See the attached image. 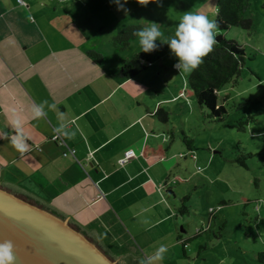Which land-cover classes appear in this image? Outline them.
Instances as JSON below:
<instances>
[{
	"label": "crops",
	"instance_id": "0c3cea01",
	"mask_svg": "<svg viewBox=\"0 0 264 264\" xmlns=\"http://www.w3.org/2000/svg\"><path fill=\"white\" fill-rule=\"evenodd\" d=\"M80 1L0 0V188L67 220L117 264H144L161 246L166 251L151 264H179L185 239L165 195L163 148L175 136L155 117L167 101L156 102L144 72L120 77L131 55L145 53H127L139 37L124 51L114 48L115 5ZM16 118L24 154L11 144L20 134ZM56 132L75 157L63 155Z\"/></svg>",
	"mask_w": 264,
	"mask_h": 264
},
{
	"label": "rangeland",
	"instance_id": "374dc122",
	"mask_svg": "<svg viewBox=\"0 0 264 264\" xmlns=\"http://www.w3.org/2000/svg\"><path fill=\"white\" fill-rule=\"evenodd\" d=\"M106 1L116 7L111 13L116 32L132 25L146 30L153 23L161 32L153 49L144 52L138 39L127 53L140 48L150 56L151 64L143 63V76L156 87V102L167 101L155 106L157 112H167L168 129L175 136L173 143L163 146L170 171L167 184L175 193L165 195L177 208H187L178 214L176 235L190 240L185 249L179 244V264H264L259 260L264 253V0L250 2V31L214 30L215 35L237 41L246 59L236 82L219 92L221 100L229 97L222 122L214 121L195 98L186 97L193 71L174 67L178 59L167 43L187 11L215 21L218 0H149L146 6L120 0L122 8L114 0ZM164 117L157 118L158 126ZM185 196L188 201L182 199ZM198 230L202 233L196 236Z\"/></svg>",
	"mask_w": 264,
	"mask_h": 264
},
{
	"label": "trees",
	"instance_id": "16d2710c",
	"mask_svg": "<svg viewBox=\"0 0 264 264\" xmlns=\"http://www.w3.org/2000/svg\"><path fill=\"white\" fill-rule=\"evenodd\" d=\"M250 2L251 0L216 1L215 29L220 32H227L231 28L239 27V29L250 31L253 27L252 20L247 18ZM141 30H143L141 25H132L119 31L113 40L114 48L119 51L126 50L130 43L139 37L138 33ZM243 50L237 41L226 40L219 34L215 35L212 50L203 58V62L193 70L189 81H187L186 97L195 98L199 106L211 113L210 117L214 121L222 122L228 113L225 102L229 97L221 100L219 92L229 83L236 82L237 77H239L246 62ZM88 56L92 58L95 64H99L103 60V56L96 52L89 51ZM149 57L148 54L141 53L134 55L128 63L122 65L119 72L120 77L128 80L142 73L145 70L143 63L149 62ZM166 113L160 109L155 113V117L159 118L161 114H165L162 123H167ZM158 154L162 156L163 152L160 151ZM241 165L244 166L243 163ZM166 192L173 194L169 189ZM182 199L188 201L186 196ZM186 211L187 208L184 205L178 208L176 212L181 215ZM201 233V230H198L196 236ZM189 241L182 240L183 247ZM259 260L264 262V253L260 254Z\"/></svg>",
	"mask_w": 264,
	"mask_h": 264
},
{
	"label": "water",
	"instance_id": "95a60500",
	"mask_svg": "<svg viewBox=\"0 0 264 264\" xmlns=\"http://www.w3.org/2000/svg\"><path fill=\"white\" fill-rule=\"evenodd\" d=\"M14 244V264H117L67 220L0 188V242Z\"/></svg>",
	"mask_w": 264,
	"mask_h": 264
},
{
	"label": "clouds",
	"instance_id": "9594fccd",
	"mask_svg": "<svg viewBox=\"0 0 264 264\" xmlns=\"http://www.w3.org/2000/svg\"><path fill=\"white\" fill-rule=\"evenodd\" d=\"M119 6L124 5L120 0H114ZM141 6H146L149 0H137ZM215 28L214 20H210L207 16L199 13L187 11L178 20L174 35L167 40L172 53L177 57L178 63L174 67L179 72H191L196 69L202 62L203 58L212 50L215 43ZM161 35L157 25L153 23L150 28L141 30L138 33L139 45L144 52L155 47L154 41ZM34 116L40 117L42 112L39 107H33ZM13 127L19 135L11 139V144L21 154L28 151L27 145L24 143V131L21 127V120L16 118L12 121ZM166 251L164 246H161L155 256L149 258V261L144 264H151L152 260L162 258V254ZM14 244L10 240L0 242V264H14Z\"/></svg>",
	"mask_w": 264,
	"mask_h": 264
},
{
	"label": "built area",
	"instance_id": "2783aa9c",
	"mask_svg": "<svg viewBox=\"0 0 264 264\" xmlns=\"http://www.w3.org/2000/svg\"><path fill=\"white\" fill-rule=\"evenodd\" d=\"M17 3L18 4H23V0H17ZM53 141L55 142V143H57V145L59 146V147H64L65 148V152H64V156L65 157H67V156H70V155H73V157H75V151L73 150V149H71V148H69L65 143V140H64V138H63V136L61 135V134H58L57 132L54 134V136H53ZM129 154V156L128 157H130V156H132V155H130V153H128Z\"/></svg>",
	"mask_w": 264,
	"mask_h": 264
}]
</instances>
